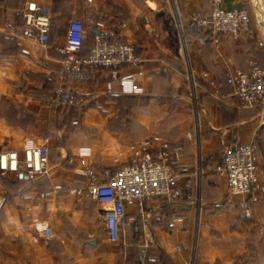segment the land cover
Here are the masks:
<instances>
[{"label": "crops", "instance_id": "0c3cea01", "mask_svg": "<svg viewBox=\"0 0 264 264\" xmlns=\"http://www.w3.org/2000/svg\"><path fill=\"white\" fill-rule=\"evenodd\" d=\"M28 1L32 0H0V20L24 24ZM33 1L50 13L46 45L0 32V153L21 151L24 140L33 137L50 146L49 173L32 177L24 167L0 169V264H264L260 231L264 195L253 204L249 218H239L237 205L227 207L226 177L215 170L222 160L217 155L221 146L255 142L260 145L258 165L264 177V107H245L234 96L215 98L201 75L207 71L221 80L228 68L248 69L252 61L264 64V0H222L226 9H246L251 29L237 38L221 33L218 41L209 29L198 28L193 21L194 11L209 9L210 1L177 0L200 95L199 127L195 134L182 135L181 143L183 160L190 165L187 177L199 202L154 197L142 205L127 204L116 241L108 234L106 207L88 193L71 189L89 183V176L79 170L90 166L100 179L105 178L128 159L130 145L143 138L133 129L113 126L110 115L94 118L100 108L90 101L135 93L122 92L118 82L109 90L110 73L104 70L86 84L62 80L57 46L65 42L73 18L87 27L97 17L111 23L126 20L112 0ZM122 33L145 58L140 77L145 91L140 94L161 92L165 84L162 74L154 71L156 53L144 52L128 23ZM92 42L93 33L88 31L86 48ZM62 84L83 94L86 102L82 106L53 102L51 95ZM180 86L168 76V92ZM85 146L91 149L81 152ZM174 214L179 218L172 226ZM34 218L48 221L55 236L32 241L28 229Z\"/></svg>", "mask_w": 264, "mask_h": 264}, {"label": "built area", "instance_id": "2783aa9c", "mask_svg": "<svg viewBox=\"0 0 264 264\" xmlns=\"http://www.w3.org/2000/svg\"><path fill=\"white\" fill-rule=\"evenodd\" d=\"M209 1V9H197L193 13V21L198 28L209 29L216 41L224 32L236 38L250 32L251 17L246 9H226L222 6V0ZM24 21L19 25L0 20V32L12 39L28 38L46 45L50 38L49 10L36 1H28ZM126 28V22L111 23L104 17H97L90 27L81 19H71L65 42L57 46L62 56V80L86 84L94 81L104 70L110 73L107 83L109 90L118 82L122 92H144L140 77L144 76L142 67L145 58L137 52L136 44L122 33ZM88 31L93 33V42L86 48ZM126 66L131 70L124 72ZM201 75L215 98L223 100L234 96L245 107H264V64L252 61L248 69L228 68L221 80L207 71ZM51 99L55 103L71 106H82L87 100L83 94L63 84L53 91ZM90 149L85 146L80 151ZM130 150L128 159L109 171L105 178L100 179L90 166L79 170L89 176V183L71 189L74 193H88L106 207L107 230L113 241L119 239L127 204L142 205L154 197H164L170 202H199L193 182L187 177L190 165L183 160L181 143L172 144L161 135L152 134L133 142ZM50 157L51 149L47 143H38L35 138L28 137L21 151L5 150L0 153V169L7 172L24 167L32 177L45 175L49 173ZM215 170L226 177L227 204L238 206L239 218H249L253 204L264 195V177L258 165L257 144L240 142L224 145L222 160ZM177 218L174 214L170 225L174 226ZM260 231L264 233V226ZM28 232L36 243L55 236L51 224L41 218L33 219ZM178 250L181 248L178 247Z\"/></svg>", "mask_w": 264, "mask_h": 264}, {"label": "rangeland", "instance_id": "374dc122", "mask_svg": "<svg viewBox=\"0 0 264 264\" xmlns=\"http://www.w3.org/2000/svg\"><path fill=\"white\" fill-rule=\"evenodd\" d=\"M112 3L122 12L123 19L137 38L136 41L143 45L144 52L156 53L154 71L162 74L160 77L165 88L159 93L100 96L90 101L100 108L96 110L94 118L110 115L113 126L133 129L138 137L159 134L173 143H182L185 133L195 134L199 127L200 95L196 85L198 79L190 74L185 28L178 2L112 0ZM168 76L174 80V84L179 82L182 86L168 92ZM257 147L259 151V143ZM222 151L221 146L217 154L219 157Z\"/></svg>", "mask_w": 264, "mask_h": 264}, {"label": "water", "instance_id": "95a60500", "mask_svg": "<svg viewBox=\"0 0 264 264\" xmlns=\"http://www.w3.org/2000/svg\"><path fill=\"white\" fill-rule=\"evenodd\" d=\"M186 53H187V52H186ZM186 57H187V59H188V61H189L188 54H186ZM189 67H190V74L192 75L193 73H192V69H191L190 61H189ZM197 121H199L198 118H197Z\"/></svg>", "mask_w": 264, "mask_h": 264}, {"label": "trees", "instance_id": "16d2710c", "mask_svg": "<svg viewBox=\"0 0 264 264\" xmlns=\"http://www.w3.org/2000/svg\"><path fill=\"white\" fill-rule=\"evenodd\" d=\"M165 22H166V21H165ZM165 27L167 28L166 24H165ZM122 94H123V93H122ZM168 141H169V140H168ZM170 143H172V144H177V142H176V143H173V142H171V141H170Z\"/></svg>", "mask_w": 264, "mask_h": 264}]
</instances>
